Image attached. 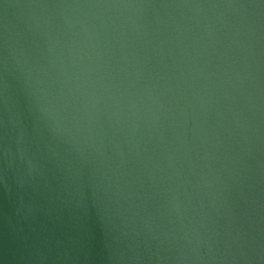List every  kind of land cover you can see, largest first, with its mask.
I'll use <instances>...</instances> for the list:
<instances>
[{"label":"water","instance_id":"1","mask_svg":"<svg viewBox=\"0 0 264 264\" xmlns=\"http://www.w3.org/2000/svg\"><path fill=\"white\" fill-rule=\"evenodd\" d=\"M0 264H264V0H0Z\"/></svg>","mask_w":264,"mask_h":264}]
</instances>
